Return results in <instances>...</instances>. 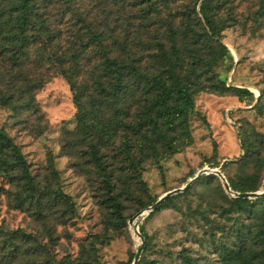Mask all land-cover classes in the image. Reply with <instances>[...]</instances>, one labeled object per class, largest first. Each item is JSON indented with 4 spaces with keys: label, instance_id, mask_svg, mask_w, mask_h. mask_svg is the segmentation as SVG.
Wrapping results in <instances>:
<instances>
[{
    "label": "rangeland",
    "instance_id": "obj_1",
    "mask_svg": "<svg viewBox=\"0 0 264 264\" xmlns=\"http://www.w3.org/2000/svg\"><path fill=\"white\" fill-rule=\"evenodd\" d=\"M33 1L39 24L28 32L25 51L15 62L5 38L13 28L18 0H0L1 83L16 78L39 80L41 85L33 91L35 108L15 114L0 106V130L20 149L42 195L24 200L33 187L25 189L0 178V228L21 229L33 237L29 251L33 249L37 256L30 253L25 263L42 259L43 250L56 260L81 258L79 264H132L141 240L128 220L202 169L219 170L235 189H264V16L257 14L258 0H221L225 5L217 18L224 25L220 40L233 65L228 72L230 62L219 61L208 74L226 86L247 90L253 98L233 91L197 94L188 115L190 144L174 154L158 145L143 162L137 151L130 163L115 159L117 168L124 164L130 172L115 175L109 181L113 187L90 164L89 139L107 164L113 156L110 141L96 138V132L87 138L90 133L77 127L73 95L60 75V63L64 60L65 67H76L73 77L89 85L102 75L105 56L139 59L145 71L157 38L164 39L167 48L171 43L185 47L187 33L179 24L192 3L175 0L168 9L147 14V0ZM95 36L105 50L92 42ZM185 81L195 80L189 75ZM18 86L24 88L22 82ZM208 175L186 194L162 204L152 217L135 220L147 238L141 257L157 264H221L218 251L222 245H233L237 228L260 223L233 202L236 198L217 176L208 179ZM60 193L68 198L66 204L54 198ZM260 206L264 222V203L257 209ZM37 212L45 214L38 218ZM9 253L0 251V264H17Z\"/></svg>",
    "mask_w": 264,
    "mask_h": 264
},
{
    "label": "trees",
    "instance_id": "obj_2",
    "mask_svg": "<svg viewBox=\"0 0 264 264\" xmlns=\"http://www.w3.org/2000/svg\"><path fill=\"white\" fill-rule=\"evenodd\" d=\"M61 1L68 4L72 0ZM189 1L192 3V8L188 7L185 20H181L179 24L180 29L187 33L188 41L185 47L171 43L167 48L164 39L157 38L155 51L149 55L145 63V71H142L139 59L126 61L105 56L101 66L102 75L89 85L87 82L78 81L77 76L73 77L76 67H65L64 60L60 63V75L67 82L73 95L77 127L85 133H90L87 138L92 137L91 132H96V138L107 139L112 146L110 150L113 156L107 164L100 148L92 142V138L89 139L92 158L90 164L104 175L106 182L112 181L115 175L130 172L124 164L117 168L116 165L119 163H114V160L119 157H122L124 162L130 163L132 153L137 151L141 154L140 160L143 162L150 159L149 154H154L158 145L162 144L168 154H174L181 147L189 145L188 115L194 110V97L197 94L233 91L246 93L253 98L252 93L247 90L226 86L225 81H214L213 75H208L211 66H216L219 61L230 62L228 72L233 65L229 50L220 40L224 25L221 20L217 21L225 2ZM147 2L146 13L158 14L160 9H168L175 0H147ZM258 2L257 14L264 16V0ZM197 6L198 12H196ZM197 15H200V18ZM36 17L33 0H18L16 15L12 19L13 28L5 38L7 52L15 55L12 58L15 62L19 61V54L25 51L24 47L29 39L28 32L33 28L35 30L39 24L35 20ZM92 42H96L100 50H105L99 37L95 36ZM102 53L104 54V51ZM77 58L72 56V60ZM189 75L193 76L195 81H185ZM1 82H3L2 77H0V106L10 108L15 114L21 110L35 108L33 91L40 88L39 80L21 81L9 78L4 85ZM21 82L24 88L18 86ZM137 92L139 97L136 96ZM236 96L243 99L239 95ZM132 108L134 111L130 113ZM101 119L104 123H98ZM242 151H245L244 146ZM0 178L7 180L11 185H22L25 189L33 187L32 195L24 197V200L32 201L36 197L41 199L42 195L40 190L34 187V180L30 176L24 156L3 130H0ZM202 178L201 176L200 179ZM206 178L215 179V176L210 174ZM108 184L110 187L114 186L112 182ZM191 186L183 192V195ZM229 186L241 193L251 191L245 188L235 189L230 182ZM177 196L179 194L168 198L162 204L171 202ZM54 198L60 199L62 204L68 202V198L62 193ZM233 202L242 211L247 210L249 217L259 220L260 223L254 227L248 225L237 228L236 241L233 245L220 247L218 251L220 262L221 264H264V222L261 220L263 209L262 206L258 209L256 207L264 203V197L254 201L236 199ZM112 204L117 208L118 203L115 199ZM162 204L150 213L147 219L161 211ZM43 214L45 213L37 212L38 218ZM140 234L146 241L143 231H140ZM32 238L21 229L9 231L0 228V251L10 250L9 254L15 260L12 262L28 264L25 263V259L30 253L37 256L36 252H32L33 249L29 251ZM40 254L42 259L32 264H79L82 261L81 258L77 259L78 261L67 258L56 260L49 252L43 250ZM10 256L5 259H9ZM9 263L11 264V261ZM138 264L157 263L140 257Z\"/></svg>",
    "mask_w": 264,
    "mask_h": 264
},
{
    "label": "water",
    "instance_id": "obj_3",
    "mask_svg": "<svg viewBox=\"0 0 264 264\" xmlns=\"http://www.w3.org/2000/svg\"><path fill=\"white\" fill-rule=\"evenodd\" d=\"M208 174H212V175L217 176L223 182V186H224L225 191L227 193H230L232 195V197H234L236 199L253 200V199H258V198H263L264 197V189L261 190V191H257V192H243V193H234L233 194L232 191H231V188L229 187V184L227 183V181L225 179V177L222 175V173L219 170L202 169V170L198 171L185 185H183L180 188L172 189V190L162 194L157 199V201H155V203H153L148 208L139 211L132 218H130L128 220V224L134 228L136 234L139 236V238L141 240V246L137 250V252H136V254L134 256L132 264H138L139 263V260H140V257H141V253H142L144 245H145V239L140 234V232L137 229V227L135 226V220L138 217L142 216V215L148 216L150 213H152L156 209H158L160 207V205L164 201H166L168 198H170L172 196H175L177 194L185 192L192 184H194L197 180H199L201 176L208 175Z\"/></svg>",
    "mask_w": 264,
    "mask_h": 264
}]
</instances>
